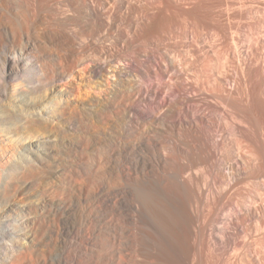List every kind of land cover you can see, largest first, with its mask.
Instances as JSON below:
<instances>
[{
  "label": "bare ground",
  "instance_id": "obj_1",
  "mask_svg": "<svg viewBox=\"0 0 264 264\" xmlns=\"http://www.w3.org/2000/svg\"><path fill=\"white\" fill-rule=\"evenodd\" d=\"M85 64L106 89L112 131L65 143L73 171L40 199L45 214L5 205L0 264H225L233 247L262 264L250 239L264 249V0H0V100L7 80L55 94ZM71 194L105 223H76ZM57 208L59 251L48 256L32 231Z\"/></svg>",
  "mask_w": 264,
  "mask_h": 264
},
{
  "label": "rangeland",
  "instance_id": "obj_2",
  "mask_svg": "<svg viewBox=\"0 0 264 264\" xmlns=\"http://www.w3.org/2000/svg\"><path fill=\"white\" fill-rule=\"evenodd\" d=\"M6 17L8 18L9 16L7 15ZM9 19L11 18L9 17ZM88 70L89 65L85 64L80 67L74 78H68L63 82L57 83L55 94L50 88L47 91L44 89L38 96L34 97L31 95L27 84L21 80H7L6 83L1 85L5 93H3L0 100V214L4 212L7 203L16 204L19 207L28 204L31 206L34 215L37 209L39 212H36V215L39 213V215L45 214V207H40L38 205L40 199L49 194L47 191L50 188L59 187V185L57 186L60 181L58 175H60L61 171H68L71 169L73 171V160L69 161L71 158H68L67 155L64 154L65 145L76 141L87 144L93 143V140H106L107 136L112 131L111 120H103L101 112L102 106L100 103L107 97V93L105 92L106 89L105 87H101L100 89L97 80L90 79V77L87 76ZM19 96H23L31 102L33 101L32 103L33 106H36V110L26 111L25 109H21L22 107H19L18 102ZM92 104H97L98 106L94 109V107L91 106ZM52 107L55 113L50 116H48V114L46 115L45 112ZM92 108L96 111H93ZM46 117L49 118V121L45 120L47 119ZM44 144H48L47 147H45ZM28 145H35L34 149L39 153L44 150H49L52 155L36 157L25 151V147ZM24 154L28 155L29 158L27 160L25 159L26 157H23ZM23 158L26 161H24ZM87 165H85L86 168ZM102 167L103 166L99 164V170L97 172L99 179L103 177ZM200 172L204 173L203 171ZM8 179H11L12 182L14 181V184L17 185L14 186L10 194L6 195L4 187ZM81 182L80 184L84 186L83 188L85 190L84 199H86V196H90L88 190L90 188V182L87 176H85ZM58 195L56 194V196H54V202L60 201V195ZM64 199L66 200L64 206L68 210V213L72 215L70 217H73L72 219H74L76 223H105L103 217L97 216L96 207L93 206V202H90L89 199V201L82 200L72 194L66 196ZM41 209L44 213H42ZM50 211L51 213H49ZM234 211L235 210H231L227 212V214L230 216L232 214L234 215ZM47 212L49 218L47 217L46 220L42 216V219H45L42 223H45L47 226L49 225L51 228L49 229V226L47 228L46 225L44 228L37 226L32 232L35 233L37 238L36 242L40 250L43 253L45 252V255L48 254V256H53L59 251L57 227L59 223H63V214H61L58 208L49 209ZM229 223L230 221H228L227 226L229 230L233 232L234 227H231L233 225L231 223L229 225ZM244 228L247 230L248 227L246 228L245 225ZM51 229L53 230L51 231ZM242 237L243 235L239 240L245 242L247 239L246 236L244 237L245 239ZM253 238V240L250 239L251 244L253 241L259 243L253 242L254 252H264V249L261 250V248H263V244H261L263 242L261 241L262 239H258L261 241L260 243L256 237ZM247 241L249 242V240ZM201 247L204 248V252H202L207 256L212 255V248L207 243V240L206 243L204 241ZM207 247L209 250L211 249L210 253L209 250L205 251V249H208ZM238 248L233 247L231 249L229 253L231 257H229V255L227 256L228 260L225 264H231V262L232 264H239V262L249 264L247 259H245L246 256L243 255L242 251H240L241 249L239 250ZM255 249L258 252L255 251ZM234 256H236L235 259ZM215 261L216 259L209 260L207 264L211 262V264H214ZM261 263L264 264V259L261 260ZM215 264L217 263L215 262Z\"/></svg>",
  "mask_w": 264,
  "mask_h": 264
}]
</instances>
